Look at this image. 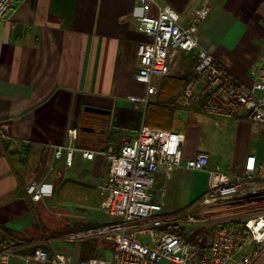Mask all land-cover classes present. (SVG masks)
Listing matches in <instances>:
<instances>
[{
	"label": "crops",
	"instance_id": "1",
	"mask_svg": "<svg viewBox=\"0 0 264 264\" xmlns=\"http://www.w3.org/2000/svg\"><path fill=\"white\" fill-rule=\"evenodd\" d=\"M205 1L161 0V4L171 6L188 24ZM210 4L208 17L198 24L200 45L225 61L234 82L252 87V70L264 66L259 61L264 54V0H210ZM141 13L136 0H21L0 17V243L7 236L29 250L37 244L52 253L72 250L69 238L47 237L38 214L41 203L27 194L32 182L22 184L6 153L8 144L75 149L71 166L65 154L53 155L49 164L59 174L57 201L67 207L77 203L78 209L90 213L104 211L99 186L109 175V163L103 150H89L96 154L94 160L84 158L82 152L88 149L79 146L81 116L86 107L110 112V129L119 133L110 145L113 153H119L123 140L135 138L144 125L146 108L130 100L146 94V86L136 80L138 44L148 40L138 32ZM196 55L180 52L168 77L193 73L195 79ZM164 79L156 82L158 93ZM178 106L176 132L185 138L184 160L180 169L157 177L156 193L167 190L164 208L176 198L180 206L205 204L211 173L219 165L211 146L203 141L201 126L204 113L206 117L219 114L197 105ZM232 117L241 125L258 123L245 111ZM257 152L253 148L236 159L235 169H230L233 180L243 173L249 155L264 163ZM200 153L210 157L208 170L187 169L186 162ZM81 249H77L79 256ZM12 264L21 263L13 260Z\"/></svg>",
	"mask_w": 264,
	"mask_h": 264
},
{
	"label": "built area",
	"instance_id": "2",
	"mask_svg": "<svg viewBox=\"0 0 264 264\" xmlns=\"http://www.w3.org/2000/svg\"><path fill=\"white\" fill-rule=\"evenodd\" d=\"M21 0H0V17L10 13ZM142 8L137 18L138 32L148 38L138 44L140 68L136 80L146 86L144 96H133V103L145 108L158 93L157 80L167 78L180 52H196L195 79L184 89L178 104L197 105L207 112L232 116L245 111L250 120L264 124V66L252 70V87L234 82L225 61L218 60L200 45L198 24L210 11V0L193 12L185 24L181 15L161 0H136ZM154 11V12H153ZM234 82L235 84H231ZM182 134L142 125L135 138L126 137L119 153L103 152L109 163V175L100 184L104 212L116 219L115 225L100 234L114 243L111 259H90L78 264H264V163L249 155L244 171L233 180L221 167L211 173L205 204L251 198L257 204L243 223H229L215 228L211 238L197 243L166 231L198 220L187 213L175 216L164 212L167 190L156 193L158 175H169L183 166ZM75 149L54 148V157L67 156L72 165ZM94 160L93 151L82 152ZM210 157L200 153L186 162V168L205 172ZM27 194L33 202L42 200V186L32 182ZM257 198V199H256ZM205 227L204 224H202ZM72 264L66 254L37 248L31 255L17 254L15 248L0 252V264Z\"/></svg>",
	"mask_w": 264,
	"mask_h": 264
},
{
	"label": "rangeland",
	"instance_id": "3",
	"mask_svg": "<svg viewBox=\"0 0 264 264\" xmlns=\"http://www.w3.org/2000/svg\"><path fill=\"white\" fill-rule=\"evenodd\" d=\"M259 61H264V54L259 58ZM203 116H205L201 125L203 127V141L211 146L218 161V166L221 167L223 173L230 175L231 166L233 170L235 169L236 159L253 148L257 149V155L264 161V126L262 124L241 125L238 121H234L235 119L232 116L218 115L212 117L209 115V117H206L208 115H205V113ZM48 172V177L42 182H38L41 186L43 185L41 207L38 210L43 225L50 222L54 230L58 231L81 229L87 226L90 228V224L98 225L100 226L99 229H103L117 223L116 219L107 216L103 210L90 213L86 209H78L80 205H77V203L72 207L62 205L61 202L57 201V194L55 193L59 184L57 182L59 174L56 173L55 166L50 165ZM179 200L176 198L166 204L164 212L175 216H185L190 213L199 223L197 226L186 225L185 232L193 234L197 231V228L203 227L202 224H204L208 228V233L206 234L208 239L211 238L210 233L215 228L223 224L236 223L249 217L251 211L257 205L254 204L252 197L247 199L236 198L203 205H200V201H198L183 206H180ZM84 232L75 233L73 236L65 235V237L69 238L68 242H72L68 243L72 249L66 254L68 260L72 264H78L80 261L90 259H111L114 243L107 238L108 235L94 231L93 234L77 237ZM79 246H83L81 256L78 255L77 249Z\"/></svg>",
	"mask_w": 264,
	"mask_h": 264
},
{
	"label": "trees",
	"instance_id": "4",
	"mask_svg": "<svg viewBox=\"0 0 264 264\" xmlns=\"http://www.w3.org/2000/svg\"><path fill=\"white\" fill-rule=\"evenodd\" d=\"M194 80L193 73L183 77H168L160 85L158 96L155 102H151L145 110L144 125L153 128H159L167 131L176 132L178 126L177 97L179 92L191 81ZM231 84H235L232 82ZM81 131L79 137V146L82 149L93 151H110V145L119 138V133L110 129V117H99L94 114L83 112L81 116ZM6 153L12 166L18 174L22 184L25 186L29 182H42L48 174L49 164L53 160V149L45 146L24 144L5 145ZM41 221V219H40ZM242 221L235 224L240 225ZM52 223L43 225L48 238H60L65 235H71L91 229H99L100 226L90 224V228L67 229L55 231ZM223 224L221 226H225ZM88 228V229H87ZM184 227H174L166 229L168 232L178 234L187 242L197 243L199 238L205 235L208 237L207 227L197 228L193 234H187ZM211 234V233H210ZM9 248H15L17 254L30 255L37 248L47 249L44 244H37L33 250L20 243H14L7 236L0 243V252ZM83 248V246H82ZM28 249V250H27Z\"/></svg>",
	"mask_w": 264,
	"mask_h": 264
},
{
	"label": "water",
	"instance_id": "5",
	"mask_svg": "<svg viewBox=\"0 0 264 264\" xmlns=\"http://www.w3.org/2000/svg\"><path fill=\"white\" fill-rule=\"evenodd\" d=\"M84 110L85 112L98 115V116H108L110 114V112L107 110H102V109L92 108V107H86Z\"/></svg>",
	"mask_w": 264,
	"mask_h": 264
}]
</instances>
